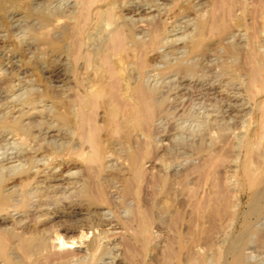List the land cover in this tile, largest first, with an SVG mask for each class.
<instances>
[{
    "label": "bare ground",
    "instance_id": "obj_1",
    "mask_svg": "<svg viewBox=\"0 0 264 264\" xmlns=\"http://www.w3.org/2000/svg\"><path fill=\"white\" fill-rule=\"evenodd\" d=\"M199 3L0 0V38L47 51L0 52V264L162 228L168 264H264V0Z\"/></svg>",
    "mask_w": 264,
    "mask_h": 264
},
{
    "label": "rangeland",
    "instance_id": "obj_2",
    "mask_svg": "<svg viewBox=\"0 0 264 264\" xmlns=\"http://www.w3.org/2000/svg\"><path fill=\"white\" fill-rule=\"evenodd\" d=\"M202 2L203 4H200L199 5V7L201 8L202 7V9L204 10L205 8H206V4H207V0H199V2ZM204 1V2H203ZM206 3V4H205ZM189 12H191V10L189 11ZM203 12V11H202ZM190 15H191V13H190ZM192 16V15H191ZM30 20H28V22H29ZM27 22V20H25V21H22V23L24 24V26H28L29 25V23ZM1 23V22H0ZM25 28V27H24ZM22 29V28H21ZM22 30H20V32H19V35H22L23 34V32L24 31H26L25 29H24V31H22ZM16 32V31H15ZM22 33V34H21ZM25 34L27 35V33L25 32ZM12 35V36H11ZM24 35V34H23ZM11 37L12 38H15L14 37V34H10V39H11ZM9 38V37H8ZM10 39H3L2 40V38H0V52H2L3 51V53H5L6 54V52H8L7 54H10L12 51H17V52H19V53H21L22 52V62H21V66H19L18 68H15L16 69V72H14V73H17V72H19L20 70H27L28 72H29V70L31 71L32 70V65L33 64H31V63H28V61L30 60V58L31 57H33V58H31L32 60H36V55L38 56V55H41L40 53H42L41 51H42V49H43V51H44V53L46 52L47 53V51H46V49L44 50V45L42 44V43H39L38 41H36L35 40V43L31 46V47H33L35 44H38V46L36 47V45H35V48H37V49H35L34 47L33 48H30V50H23V46H22V48H20V49H22V50H20V49H16V48H14V47H12V46H10V44H8L9 43V40ZM28 39V38H27ZM8 40V41H7ZM7 42V43H6ZM10 46V47H9ZM3 50H2V49ZM6 48V49H5ZM10 48V49H9ZM25 48V47H24ZM7 50V51H6ZM33 52V53H32ZM39 53V54H38ZM32 54V55H31ZM48 54H49V52H48ZM30 55V56H29ZM28 56V57H27ZM30 57V58H29ZM35 57V58H34ZM28 59V60H27ZM27 62V63H26ZM37 65H39V63L37 62ZM15 71V70H14ZM8 77H9V79H13V77H14V74L13 73H11V74H9L8 75ZM7 79L8 78H6V81H7ZM255 89H254V87L253 88H250L249 89V93L250 94H253L255 91H254ZM151 196L152 197H148L149 198V201H150V203H148L147 205H148V207H151L152 208V210L153 211H155L154 209V202L156 201V202H158V199H160V197H158V196H154L153 197V194H151ZM158 197V198H157ZM66 202H68L67 200H62L61 201V205H63V206H67V204H66ZM151 202H153V205L151 204ZM71 207H73V206H71ZM105 207H108V205H105ZM117 208H118V206H116ZM115 208L116 209V211H118V209H120V208ZM70 220H71V222L73 223V217H68V216H63V217H53V219H50V220H45V222H42V224H40L39 226H38V228L39 229H42V228H49V227H51V225L54 227V226H57L58 224L60 225L61 223L63 224V223H65V224H63V225H67L68 223L70 224L71 222H70ZM159 229V228H158ZM154 230H157V228H154ZM157 233L159 234V235H161V243L160 244H157L156 246H150V248H148L147 249V251L145 252V251H143V249L139 246V245H135V244H130V243H127L128 242V240H126L127 238H125V237H123V238H121V242L119 243V246L117 245V247L115 246V245H113V244H111V245H108L107 247H109V248H107V250H106V252H104L103 254L104 255H102L103 257L104 256H107V255H109L110 254V256L109 257H104V260H103V262L105 261H108V259H110L111 257L113 258L117 253H118V255H116L115 257H114V259H113V262H114V264L115 263H117V264H168V255H167V248H166V240H167V237H166V229L165 228H162V229H160V230H158L157 231ZM71 234V236L72 235H76L77 234V231L75 230V231H72V232H70L68 235H70ZM110 246H112L111 247V249H110ZM87 248H89L90 249V246H86ZM81 249H84V245H83V247H81ZM104 250V251H105ZM111 250H114L113 251V253H115V255L111 252ZM111 253H110V252ZM118 251V252H117ZM109 252V254H107ZM130 253V254H129ZM107 254V255H106ZM111 254H112V256H111ZM131 254H133V255H131ZM98 258V257H97ZM108 258V259H107ZM117 258V259H116ZM120 258V259H119ZM110 260H112V259H110ZM123 260V261H122ZM96 262H98L99 260L98 259H96L95 260ZM113 262L111 263V264H113Z\"/></svg>",
    "mask_w": 264,
    "mask_h": 264
}]
</instances>
